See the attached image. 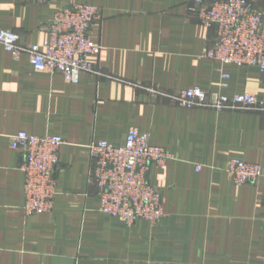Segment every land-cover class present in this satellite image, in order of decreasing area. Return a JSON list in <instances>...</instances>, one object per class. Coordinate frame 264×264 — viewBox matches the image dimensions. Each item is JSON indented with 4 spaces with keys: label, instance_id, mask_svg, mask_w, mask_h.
I'll return each instance as SVG.
<instances>
[{
    "label": "crops",
    "instance_id": "crops-1",
    "mask_svg": "<svg viewBox=\"0 0 264 264\" xmlns=\"http://www.w3.org/2000/svg\"><path fill=\"white\" fill-rule=\"evenodd\" d=\"M192 1L0 0V29L23 45L42 43L64 5L102 10L89 29L101 72L76 84L0 45V264H264V178L238 185L224 170L232 158L264 166V112L187 108L173 97L199 86L264 99V70L205 56L217 31L187 13ZM131 127L175 157L149 172L165 211L156 224L102 212L88 183L90 144L121 145ZM22 130L64 139L49 212L24 210L25 154L10 145Z\"/></svg>",
    "mask_w": 264,
    "mask_h": 264
},
{
    "label": "built area",
    "instance_id": "built-area-1",
    "mask_svg": "<svg viewBox=\"0 0 264 264\" xmlns=\"http://www.w3.org/2000/svg\"><path fill=\"white\" fill-rule=\"evenodd\" d=\"M31 1L45 4L49 0ZM187 13L217 31L216 41L206 48L205 56L223 64L251 65L264 70V9L256 0H193L187 6ZM101 18L99 6L64 5L56 11L42 43L23 45L18 33L0 29V45L15 58L27 53L37 70L59 71L68 82L76 84L84 71L101 72V67L92 60L99 58L102 46L89 36L90 26ZM173 97L187 108H244L264 112V99L251 93L228 97L194 86L180 90ZM63 143L60 135H35L24 130L10 136L11 147L22 149L25 154L21 169L25 175L24 210L27 214L52 210L57 193L58 152ZM89 149L88 183L96 188L102 212L120 217L128 225L138 219L156 224L165 216L161 193L150 182L149 172L152 165L165 169L168 161L175 158L171 152L153 144L150 134L136 127L129 129L121 145L99 140L92 142ZM202 167L197 165L196 169ZM224 170L238 185L264 178L263 165L242 159H229Z\"/></svg>",
    "mask_w": 264,
    "mask_h": 264
},
{
    "label": "rangeland",
    "instance_id": "rangeland-1",
    "mask_svg": "<svg viewBox=\"0 0 264 264\" xmlns=\"http://www.w3.org/2000/svg\"><path fill=\"white\" fill-rule=\"evenodd\" d=\"M257 2V4H259V2L258 1H256ZM260 5V4H259ZM261 6V5H260Z\"/></svg>",
    "mask_w": 264,
    "mask_h": 264
}]
</instances>
